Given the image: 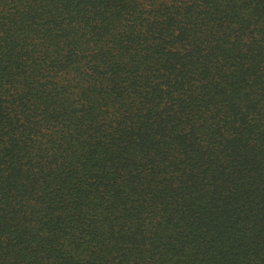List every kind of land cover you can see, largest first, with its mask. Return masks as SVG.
<instances>
[{"label":"trees","instance_id":"obj_1","mask_svg":"<svg viewBox=\"0 0 264 264\" xmlns=\"http://www.w3.org/2000/svg\"><path fill=\"white\" fill-rule=\"evenodd\" d=\"M0 264H264V0H0Z\"/></svg>","mask_w":264,"mask_h":264}]
</instances>
